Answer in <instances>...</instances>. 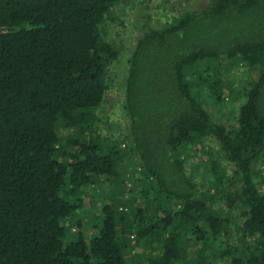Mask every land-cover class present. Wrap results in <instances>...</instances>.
Returning a JSON list of instances; mask_svg holds the SVG:
<instances>
[{"label":"trees","instance_id":"obj_1","mask_svg":"<svg viewBox=\"0 0 264 264\" xmlns=\"http://www.w3.org/2000/svg\"><path fill=\"white\" fill-rule=\"evenodd\" d=\"M181 1H138L122 131L124 0H0V264H264V0Z\"/></svg>","mask_w":264,"mask_h":264},{"label":"rangeland","instance_id":"obj_2","mask_svg":"<svg viewBox=\"0 0 264 264\" xmlns=\"http://www.w3.org/2000/svg\"><path fill=\"white\" fill-rule=\"evenodd\" d=\"M139 0H124V5L120 11V18L121 21L119 25L116 27V31L119 33L120 42L122 43L123 48L121 54L119 56V61L115 62L112 66V77L114 78L115 88L110 91L108 94V103H107V110L112 113V121L116 123L118 129L122 131H126V120L121 111V101H122V82L126 72V58L127 54L130 50V45L140 34L143 32L145 26L141 22V16L143 13L147 12L144 9L145 6L141 8L139 5ZM210 0H183L181 1L182 5L188 6L191 9L194 8H202L209 4ZM156 0H152L153 8L149 11L152 12L154 6L156 5ZM231 72L226 74V80L230 83H233V91L229 96V98H233L237 96L241 88L246 85L247 80L251 77V74L246 66H235L231 67ZM254 76V75H252ZM238 98V97H237ZM237 104V102H235ZM205 107L209 112H211L219 121L227 122L228 119L231 118L233 111L230 110V107L227 104L221 105H212L210 102L205 101ZM116 112V113H115ZM118 113V114H117ZM114 114V115H113ZM115 126V127H116ZM116 131V129L113 128ZM195 152L194 159L191 158V161H188V168L192 169H199V164L197 159L199 157L198 149H192V152ZM196 156V157H195ZM204 163H203V171L199 170L197 173L203 177L208 176V168H209V161L207 158V154H203ZM191 169V170H192ZM196 170V171H197ZM91 201V200H90ZM92 208L96 206V201H94V197L91 201ZM138 258V253L136 254Z\"/></svg>","mask_w":264,"mask_h":264}]
</instances>
